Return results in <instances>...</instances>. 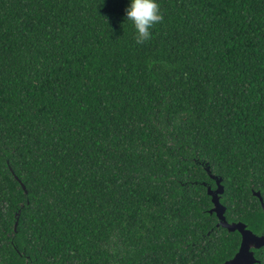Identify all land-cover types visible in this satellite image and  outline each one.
Returning <instances> with one entry per match:
<instances>
[{"label": "trees", "instance_id": "trees-1", "mask_svg": "<svg viewBox=\"0 0 264 264\" xmlns=\"http://www.w3.org/2000/svg\"><path fill=\"white\" fill-rule=\"evenodd\" d=\"M156 2L0 0V264H222L205 164L260 230L264 0Z\"/></svg>", "mask_w": 264, "mask_h": 264}, {"label": "water", "instance_id": "water-1", "mask_svg": "<svg viewBox=\"0 0 264 264\" xmlns=\"http://www.w3.org/2000/svg\"><path fill=\"white\" fill-rule=\"evenodd\" d=\"M204 169L208 177L215 183L216 188L212 190L209 185L204 184L206 188V193L211 199L212 207L208 210L210 215L214 214L218 220L216 227H221L226 229L228 232H238L241 238L240 246L238 251L234 254L232 258L225 261L222 264H252L254 262L252 254L249 252L250 247L260 248L264 246V231L261 236L253 235L246 226L241 222L228 223L225 219V207L219 202V196L223 194L224 188L221 184L222 178L214 175L210 172L208 164L204 165ZM22 188L23 185H21ZM254 195L259 197V193ZM262 210L264 212V204L261 203ZM17 222L14 224V231H16Z\"/></svg>", "mask_w": 264, "mask_h": 264}, {"label": "clouds", "instance_id": "clouds-1", "mask_svg": "<svg viewBox=\"0 0 264 264\" xmlns=\"http://www.w3.org/2000/svg\"><path fill=\"white\" fill-rule=\"evenodd\" d=\"M127 20L132 21L137 35V44L151 39V29L163 21L164 17L160 5L156 0H131L130 6L125 9Z\"/></svg>", "mask_w": 264, "mask_h": 264}, {"label": "flooded vegetation", "instance_id": "flooded-vegetation-1", "mask_svg": "<svg viewBox=\"0 0 264 264\" xmlns=\"http://www.w3.org/2000/svg\"><path fill=\"white\" fill-rule=\"evenodd\" d=\"M210 179V178H209ZM216 186V185H215ZM212 190H214V189H212ZM258 191H256V192H254V191H251V194H252V196L253 197H255L257 200H258V202H259V205H260V209H261V212H262V214H263V216H264V212H263V210H262V207H261V203L262 204H264V202H263V200H262V198H261V196H260V192H258L259 193V197L258 196H256V195H254L255 193H257ZM222 196V195H221ZM221 196H219V202H220V197ZM225 215V214H224ZM216 217V216H215ZM217 219V218H216ZM227 221V220H226ZM217 222H218V220H217ZM229 223V222H228ZM232 223H236V222H232ZM245 225V224H244ZM246 226V229L247 230H249L253 235H255V236H261L262 234H263V231H264V218H263V222H262V224H261V226H260V230L258 231V232H256V231H254L252 228H250V227H247V225H245ZM215 227H216V225H215ZM216 228H221V227H216ZM224 229V228H223ZM226 230V229H225ZM238 233V232H237ZM239 234V233H238ZM240 236V235H239ZM240 241H241V238H240ZM239 246H240V242H239ZM239 246H238V249H239ZM238 249H237V251H238ZM236 251V252H237ZM235 252V253H236ZM249 252L252 254V257H253V260H254V262L252 263V264H264V246H262V247H260V248H255V247H250V249H249ZM234 256V255H233ZM232 256V257H233ZM231 257V258H232ZM229 260V259H228ZM227 261V260H226ZM224 263V262H223Z\"/></svg>", "mask_w": 264, "mask_h": 264}]
</instances>
